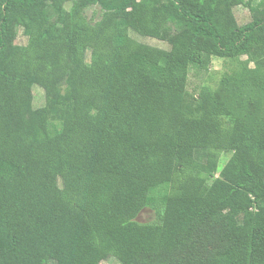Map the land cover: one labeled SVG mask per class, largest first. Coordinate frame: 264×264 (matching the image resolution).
Returning a JSON list of instances; mask_svg holds the SVG:
<instances>
[{
	"label": "trees",
	"instance_id": "trees-1",
	"mask_svg": "<svg viewBox=\"0 0 264 264\" xmlns=\"http://www.w3.org/2000/svg\"><path fill=\"white\" fill-rule=\"evenodd\" d=\"M241 56L264 68V0H0V264H264V107L186 89ZM164 185L160 222H138Z\"/></svg>",
	"mask_w": 264,
	"mask_h": 264
},
{
	"label": "rangeland",
	"instance_id": "rangeland-1",
	"mask_svg": "<svg viewBox=\"0 0 264 264\" xmlns=\"http://www.w3.org/2000/svg\"><path fill=\"white\" fill-rule=\"evenodd\" d=\"M261 0H255V4ZM70 4L66 5L68 9ZM103 11L98 6H90L85 8L84 16L91 23L94 24L100 20ZM233 15L237 22V25L243 26L251 20V13L249 9L243 4L240 6L233 7ZM130 36L143 44H147L153 47L168 49L169 46L160 40L143 37L139 34L130 31ZM27 42V37L23 34L22 28L16 29V38L14 43L17 45H25ZM88 62V60H87ZM253 63L248 62L246 56H241L238 58L221 59L217 57H212L209 70L207 72H196L190 70L188 74L187 91L190 94L196 93L201 87H207L212 91L217 92L219 95L227 99L230 103L237 101V99H247L248 109L250 111H258L264 107V89H251L248 85L241 84L240 81L237 87H233L231 79L234 76H238L241 73L249 74L254 73V75L264 81V68L254 69ZM65 82L59 85L60 93L63 94L65 89ZM33 95V108H46L48 120H49V130L54 132L60 128L61 123V111L54 107L51 103L50 105L45 104L44 92L41 88L37 86H32ZM249 112V111H248ZM202 153V152H201ZM201 155V160L204 158V154ZM230 155L228 153L222 154L220 156L217 171L212 175L214 178L217 177L219 169L226 163ZM168 192V186H160L153 189L149 193L151 201L155 203V208H147L140 212L137 216V221L140 223H159L160 215L162 213V199ZM47 264H54L53 260H49ZM99 264H120L113 257H104L99 261Z\"/></svg>",
	"mask_w": 264,
	"mask_h": 264
}]
</instances>
